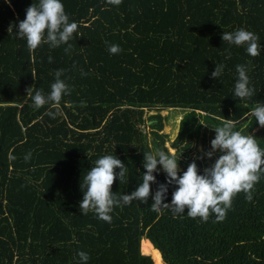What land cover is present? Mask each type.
Instances as JSON below:
<instances>
[{
    "label": "trees",
    "instance_id": "16d2710c",
    "mask_svg": "<svg viewBox=\"0 0 264 264\" xmlns=\"http://www.w3.org/2000/svg\"><path fill=\"white\" fill-rule=\"evenodd\" d=\"M38 2L0 0V264H84L80 251L86 264H264V174L251 200L232 197L223 220L152 211L167 184L159 167L147 202L114 205L110 223L79 208L83 178L100 157L125 164L129 176L112 191L130 194L143 182L144 153L167 151L162 115L147 119V107H180L175 140L186 145L203 122L231 119L242 134L259 125L251 110L264 105V0H61L77 31L67 44L29 50L16 32ZM240 28L259 37L260 55L222 40ZM109 44L121 51L110 54ZM216 64L223 72L212 78ZM237 65L247 68L250 98L233 96ZM61 69L70 94L37 108L35 91L47 97ZM252 136L264 150V127ZM167 186L170 203L177 185Z\"/></svg>",
    "mask_w": 264,
    "mask_h": 264
},
{
    "label": "clouds",
    "instance_id": "9594fccd",
    "mask_svg": "<svg viewBox=\"0 0 264 264\" xmlns=\"http://www.w3.org/2000/svg\"><path fill=\"white\" fill-rule=\"evenodd\" d=\"M121 2L122 0H107V3L112 5H119ZM77 28L76 22H69V16L65 13L61 0H39L26 9L25 19L19 22L16 34L20 38H26L29 50H35L41 43H47L53 48L67 44ZM222 40L236 46L246 45V51L252 57L260 55L259 37L251 31L240 28L234 32H223ZM70 49L69 44L65 52H69ZM108 50L110 54L121 51L119 45L115 44H109ZM236 71L238 79L235 82L233 96L239 99L252 97L255 90L249 87L246 66L237 65ZM62 72V69L55 72L56 79L47 97L42 90L35 91L32 100L37 108L50 101L58 106L62 95L70 94L71 89L60 79ZM222 72L223 65L216 64L211 76L219 78ZM30 92L31 86L27 89V93ZM47 114L55 118L53 112ZM251 115L264 127V105L257 104L251 110ZM235 126V121L224 119L219 126L214 127L216 135L211 140L212 151H208L206 155L211 158L216 150H219L221 155L211 167L204 169L203 174L198 172L195 161L187 166L186 171L179 174L178 159L174 154L164 150H159L155 154L145 152L146 171L142 176L143 182L130 194H114L112 191V185L117 177L120 182H125L129 176L125 164L116 155L100 157L81 183L84 195L79 204L80 212L87 214L93 210L99 219L110 223L112 217L109 213L114 205L119 206L121 202L128 205L133 200L147 202L151 183L156 182L153 173L158 171L159 164L166 173L167 184L158 185L150 205L152 211L159 212L162 206H171L174 213H183L187 210L189 217H200L204 222L209 219L210 212L215 213L218 220H223L227 209L231 207L232 197L243 191L246 198L251 200V189L261 174H264L262 169L264 150L259 147L253 136L243 135L241 131L234 130ZM30 156L31 153H28L25 160L27 161ZM117 168L119 172L115 171ZM168 184H175L177 187L172 192L171 202L165 203ZM78 256L84 264L89 259V255L84 251L78 252Z\"/></svg>",
    "mask_w": 264,
    "mask_h": 264
},
{
    "label": "rangeland",
    "instance_id": "374dc122",
    "mask_svg": "<svg viewBox=\"0 0 264 264\" xmlns=\"http://www.w3.org/2000/svg\"><path fill=\"white\" fill-rule=\"evenodd\" d=\"M155 112H160V114L162 115L163 128L161 132L166 134V152H168L169 154H174L176 156V158L178 159L179 169H182V167L187 168V166L193 161H195V163L197 164L198 169L205 168L207 166L211 167L214 164L215 160L219 157V155H221L219 150H216L211 158L206 155L208 151H212L211 140L214 139L216 135L214 127L209 125L208 122H203L199 137L193 138L189 145H186L185 142H176L175 140V137L179 130V120L182 115L181 108L172 106L147 107L145 116L148 119L149 115ZM260 127L262 126L257 125L256 127L252 128L250 132L248 131L243 135L252 136ZM147 130L148 132L151 130V121L148 122ZM148 138H152L151 132L148 133ZM175 143H177L176 147L173 145ZM157 167L163 169L159 164L157 165ZM142 251L143 253L152 256L150 247L147 244L142 243ZM155 259L156 264H162L159 260H157V257H155Z\"/></svg>",
    "mask_w": 264,
    "mask_h": 264
},
{
    "label": "bare ground",
    "instance_id": "6f19581e",
    "mask_svg": "<svg viewBox=\"0 0 264 264\" xmlns=\"http://www.w3.org/2000/svg\"><path fill=\"white\" fill-rule=\"evenodd\" d=\"M148 240V239H147ZM156 249V248H155Z\"/></svg>",
    "mask_w": 264,
    "mask_h": 264
},
{
    "label": "crops",
    "instance_id": "0c3cea01",
    "mask_svg": "<svg viewBox=\"0 0 264 264\" xmlns=\"http://www.w3.org/2000/svg\"><path fill=\"white\" fill-rule=\"evenodd\" d=\"M149 241V240H148ZM150 242V241H149Z\"/></svg>",
    "mask_w": 264,
    "mask_h": 264
}]
</instances>
